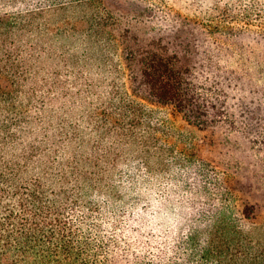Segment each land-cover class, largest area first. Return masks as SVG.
<instances>
[{"label": "trees", "instance_id": "obj_1", "mask_svg": "<svg viewBox=\"0 0 264 264\" xmlns=\"http://www.w3.org/2000/svg\"><path fill=\"white\" fill-rule=\"evenodd\" d=\"M139 1L0 0V264H264V0Z\"/></svg>", "mask_w": 264, "mask_h": 264}, {"label": "rangeland", "instance_id": "obj_2", "mask_svg": "<svg viewBox=\"0 0 264 264\" xmlns=\"http://www.w3.org/2000/svg\"><path fill=\"white\" fill-rule=\"evenodd\" d=\"M112 7L124 8V21L122 25L127 22H142L139 24L140 29H146L144 19V3L139 0H108ZM104 2V1H103ZM59 10L50 11L43 15L44 20H47L51 25L62 23V13ZM136 19V21H135ZM153 23H156L155 21ZM72 49L75 53H82L85 51V46L80 41H70ZM104 50V47H102ZM101 49L99 47H92L91 52L94 58L100 60L102 58ZM43 62H46L43 60ZM91 69V76L95 77L102 74V69ZM99 73V74H98ZM5 87V88H4ZM76 112V111H75ZM32 108L28 103V85L24 84L21 88L13 84L10 80L7 86H0V141H11L6 143L8 147L2 148V152L6 154L18 153L22 150V145L28 143L32 137ZM68 119V122L74 121ZM84 128V121L81 122ZM33 130V129H32ZM15 141V142H13Z\"/></svg>", "mask_w": 264, "mask_h": 264}]
</instances>
